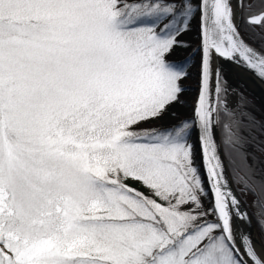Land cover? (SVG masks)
<instances>
[{
  "label": "snow or ice",
  "instance_id": "1",
  "mask_svg": "<svg viewBox=\"0 0 264 264\" xmlns=\"http://www.w3.org/2000/svg\"><path fill=\"white\" fill-rule=\"evenodd\" d=\"M217 60L264 82V0H0V264H264Z\"/></svg>",
  "mask_w": 264,
  "mask_h": 264
},
{
  "label": "rangeland",
  "instance_id": "2",
  "mask_svg": "<svg viewBox=\"0 0 264 264\" xmlns=\"http://www.w3.org/2000/svg\"><path fill=\"white\" fill-rule=\"evenodd\" d=\"M231 87L235 90L229 92V98L232 103H237L241 98L244 103L239 107L240 113L249 121L255 124V130L251 132V139L249 140L248 153L250 155L249 163L255 161L254 167L257 171H264V134L260 129L264 126V106L260 100L245 87H243L235 77L227 78ZM244 203L251 211V196H242Z\"/></svg>",
  "mask_w": 264,
  "mask_h": 264
},
{
  "label": "trees",
  "instance_id": "3",
  "mask_svg": "<svg viewBox=\"0 0 264 264\" xmlns=\"http://www.w3.org/2000/svg\"><path fill=\"white\" fill-rule=\"evenodd\" d=\"M193 28L195 29V22H193ZM181 39L187 44L189 45V47L187 48H183V49H179L177 51V54L174 55L173 57H170V59L172 60H182L185 59L191 55H193L194 52V48L195 45L197 43V38H196V32L195 30H193L190 33H187L185 35H183L181 37ZM198 61V55L196 56V60L193 61V63ZM193 71H195L193 69ZM186 87L189 89V91H186L182 97V100L187 102L189 105L191 104L192 100L195 97V86H196V82L195 80H188L185 82ZM172 113L175 114L176 117H185L187 115H189V109L186 108L184 106V104H178L176 105L172 110ZM171 122V117H165L164 121H162L161 123L163 124H167ZM256 127V126H255Z\"/></svg>",
  "mask_w": 264,
  "mask_h": 264
},
{
  "label": "water",
  "instance_id": "4",
  "mask_svg": "<svg viewBox=\"0 0 264 264\" xmlns=\"http://www.w3.org/2000/svg\"><path fill=\"white\" fill-rule=\"evenodd\" d=\"M216 64H222L223 65V73H224L226 79L228 77H235L237 79V81L243 87H245L247 90H248V88L246 87L245 84L251 86V88L254 89L262 97V99L264 100V82H262L259 79H257L254 75H252L251 72H248V71H246L243 68L237 67L236 65H233V64H231L228 61L217 60V61L214 62V67L216 66ZM250 93H252V92H250ZM255 96L259 99V97L257 95H255ZM260 102L262 103L261 100H260ZM263 106H264V104H263ZM242 206L245 208L246 211H248L246 209L243 201H242ZM252 229L255 232V224H254V222H253V225H252Z\"/></svg>",
  "mask_w": 264,
  "mask_h": 264
},
{
  "label": "bare ground",
  "instance_id": "5",
  "mask_svg": "<svg viewBox=\"0 0 264 264\" xmlns=\"http://www.w3.org/2000/svg\"><path fill=\"white\" fill-rule=\"evenodd\" d=\"M242 80V79H241ZM243 81V80H242ZM244 83V82H243ZM245 84V83H244ZM246 85V87L248 88V90L250 91V92H252L254 95H257L258 97H259V99L262 101V103L264 104V100L262 99V97L254 90V89H252L251 88V86H249V85H247V84H245ZM254 90V91H253Z\"/></svg>",
  "mask_w": 264,
  "mask_h": 264
},
{
  "label": "flooded vegetation",
  "instance_id": "6",
  "mask_svg": "<svg viewBox=\"0 0 264 264\" xmlns=\"http://www.w3.org/2000/svg\"><path fill=\"white\" fill-rule=\"evenodd\" d=\"M236 187V186H235ZM237 193H238V195L240 194V192H239V189L237 188ZM241 198H242V196H241ZM247 206V205H246Z\"/></svg>",
  "mask_w": 264,
  "mask_h": 264
}]
</instances>
